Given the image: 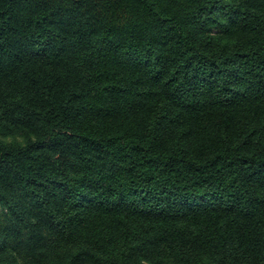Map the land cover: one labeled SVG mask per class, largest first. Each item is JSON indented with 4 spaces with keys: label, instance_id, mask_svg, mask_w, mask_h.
<instances>
[{
    "label": "trees",
    "instance_id": "trees-1",
    "mask_svg": "<svg viewBox=\"0 0 264 264\" xmlns=\"http://www.w3.org/2000/svg\"><path fill=\"white\" fill-rule=\"evenodd\" d=\"M0 127L26 259L264 264V0H0Z\"/></svg>",
    "mask_w": 264,
    "mask_h": 264
},
{
    "label": "rangeland",
    "instance_id": "rangeland-1",
    "mask_svg": "<svg viewBox=\"0 0 264 264\" xmlns=\"http://www.w3.org/2000/svg\"><path fill=\"white\" fill-rule=\"evenodd\" d=\"M220 31L219 29L216 30V32ZM36 134L31 131H24V130H7L2 127H0V140L5 143H19L24 144L30 139H35ZM9 210L8 208L0 204V234L3 236H9L8 238V250L10 252H13L15 257L17 258V261L20 264H37L34 261H30L29 259H26L24 256V252L18 248L16 244V240L13 238V236L9 232ZM46 264H57V262H48ZM188 264H200L198 261H194ZM212 264H219V263H212Z\"/></svg>",
    "mask_w": 264,
    "mask_h": 264
}]
</instances>
